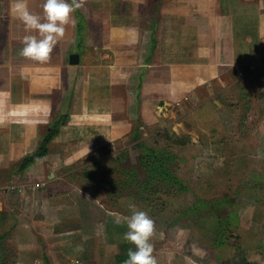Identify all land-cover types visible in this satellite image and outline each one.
Instances as JSON below:
<instances>
[{
	"label": "crops",
	"instance_id": "crops-1",
	"mask_svg": "<svg viewBox=\"0 0 264 264\" xmlns=\"http://www.w3.org/2000/svg\"><path fill=\"white\" fill-rule=\"evenodd\" d=\"M88 1L98 31H90L88 13L79 9L88 41L75 46V12V25L66 26L50 60L40 63L20 55L24 36L35 33L26 32L17 18L16 0H0V167L6 171L0 227L3 241L15 247V264H109L114 244L94 235L98 222L83 210L89 191L63 188L69 172L64 167L96 161L94 152L110 149L134 129L136 110L145 136L169 126L176 133L185 131L174 118L177 112L182 117L215 98L220 92L214 85L223 88L231 75L242 79L249 70L264 69V0L163 1L150 60L144 56L148 39L141 20L149 0ZM26 2L32 13L43 16L44 0ZM91 38L95 41L89 44ZM73 52L79 55L75 65L68 63ZM132 71L138 72L137 81ZM60 116L66 121L48 153L17 172L19 160ZM256 131L264 133V120ZM225 148L233 150L232 145ZM251 223L261 226L257 220ZM254 232L261 236L256 230L248 240L259 239ZM41 244L49 246L44 255ZM114 253V264L121 263L123 255ZM260 253L253 252L249 263L264 264Z\"/></svg>",
	"mask_w": 264,
	"mask_h": 264
},
{
	"label": "rangeland",
	"instance_id": "rangeland-1",
	"mask_svg": "<svg viewBox=\"0 0 264 264\" xmlns=\"http://www.w3.org/2000/svg\"><path fill=\"white\" fill-rule=\"evenodd\" d=\"M80 10L87 11L89 29L95 34L99 24L91 14L88 0ZM149 10L148 6L143 10L144 18L141 19L146 29L144 41L151 34L145 21ZM80 15L77 16V22L81 18L82 23L84 14ZM82 26L80 33L83 36L82 43H85L88 41L85 33L87 25L86 28ZM93 41L95 38H91L89 44ZM132 76L137 81L138 72L132 71ZM132 85L129 88L132 89ZM215 88L220 93L197 106L193 112L189 111L182 117L181 111L177 112L174 118L184 123L185 131H177V134L169 126L164 131L145 136L140 129H133L110 149L94 152L91 156L99 158L93 163L64 167L69 172L62 181L63 188L89 191L87 198L91 202L85 199L86 204H81H84L87 218L98 222L94 235L98 234L105 242L114 244L109 252L111 256H108L107 248L103 247L104 256L110 257L109 264L115 263L111 259L114 252H120L124 257L123 243L130 244L123 236L128 231L126 218L131 215L129 205L133 204L155 221L156 236L152 243L158 264H234L237 248L242 250L246 260L255 256L252 254L255 251H261L260 258L264 256V148L261 147L264 146V133L256 131L258 123L264 120V69L249 70L242 79L231 75L223 88L214 85V91ZM122 91L124 93L126 90ZM128 102L130 104L131 101ZM131 113H134V109H131ZM135 135H139V138L136 139ZM226 145H232L233 150L226 149ZM149 146L158 152L166 148L168 161L172 159V164L176 165L174 174L187 187L185 191L155 197L149 192L142 195V191L134 189L138 186L136 181L145 176L138 156ZM160 151V155L164 154L163 150ZM236 154H241L239 156L243 158H233ZM175 156L176 159L173 158ZM116 158H119L118 162ZM123 168H134L135 183H125L127 174L122 171ZM4 171L0 167V186H3ZM160 184L167 183L160 180ZM168 184L165 188L175 186L172 182ZM76 196L83 198L80 194ZM189 201L193 202V209L182 214ZM204 201L209 203L207 208H204ZM253 208L258 212L253 214ZM219 215L223 216L224 221L225 217L229 219L227 223L232 224L229 231L233 236L229 237V233H226L224 246L214 248L213 227ZM117 217L121 219L119 224L114 223ZM255 220L261 222V228L251 223ZM241 226L250 229L244 230ZM256 230L261 236L256 232L252 236L259 239L248 240L250 233ZM3 231V227H0V264H15V247L10 241H3ZM260 240L261 243H252ZM39 247L40 253L44 255L49 246L41 244ZM89 250L85 254L87 260L91 258L94 247ZM43 264H47V261H43Z\"/></svg>",
	"mask_w": 264,
	"mask_h": 264
},
{
	"label": "clouds",
	"instance_id": "clouds-1",
	"mask_svg": "<svg viewBox=\"0 0 264 264\" xmlns=\"http://www.w3.org/2000/svg\"><path fill=\"white\" fill-rule=\"evenodd\" d=\"M86 3L87 0H44L41 16L29 10L26 0H16L13 11L17 18L23 23L26 32L35 33L24 36L20 55L40 63L49 61L50 54L65 35L66 26L70 23L75 25L73 13L83 9ZM129 208L131 215L126 218L128 231L123 239L134 245L135 250H128L123 264H158L152 243L156 236L155 221L134 204L129 205ZM115 222L119 224L120 217Z\"/></svg>",
	"mask_w": 264,
	"mask_h": 264
},
{
	"label": "trees",
	"instance_id": "trees-1",
	"mask_svg": "<svg viewBox=\"0 0 264 264\" xmlns=\"http://www.w3.org/2000/svg\"><path fill=\"white\" fill-rule=\"evenodd\" d=\"M163 1L164 0H150V2L148 1L149 3L147 4L148 9L150 7V10L148 11V17L145 18V21L148 25V27L147 26L146 27L149 30H151V34L147 40V49H146L147 53L144 56L148 58V60H150L151 54L153 53L154 43H156L155 33H156L157 25H158L159 9ZM76 14L78 17H81L80 10H77ZM81 26L82 25H81V18H80V21H78L76 24L77 33H76V38H75V42L77 43L78 48L80 47L83 41L82 39L83 36L80 33ZM65 117L66 116L57 117L55 118V120H53L48 125V127L46 128V130L44 131L42 135L39 145L32 152L24 155L19 160L17 167H16L17 172L24 171L25 169H27L28 166L33 164L38 159L44 157L48 153V144L58 134L59 127L66 121ZM134 123L136 125L134 129L138 130L139 129L138 124L140 123V120L138 119L137 110H136V117H135ZM134 137L137 139L139 138V135H135ZM144 143L147 144L146 142ZM165 149L166 148L160 149L164 151V154L160 155V152H161L160 150L158 152L157 150L149 146L146 148V150H144V152H142L138 156L139 165L144 170L145 176L142 180L136 181L138 186H135L134 189L142 191L143 193L142 195H144V193H147V192H149V194H153L155 197L158 195H162V194L175 195L177 191L182 192L187 189L186 185L182 181H179L177 176L174 174L173 170L176 168V165L174 163L172 164V159L168 161L169 154ZM173 158L176 159V156ZM116 160L118 162L119 158H116ZM118 167H120L119 164H118ZM118 167L115 166V168H118ZM122 171L127 174V180H125V183L126 182H129L131 184L133 182L135 183L134 168H129L128 170L123 168ZM86 175H88V173ZM160 180L167 184H160ZM171 182L175 186L173 187L170 186L168 188H165V186L169 185L168 183H171ZM191 202L192 201H189V203L183 208V210L181 211L182 214H186L187 212L193 209L192 208L193 202L192 203ZM204 202H206L204 203L205 204L204 208H207V205H209V203L207 201H204ZM225 218L226 219L224 221L223 216L222 217H220V215L216 216V223H215L216 226L213 227L214 237L212 238L213 239L212 245L214 246V248L224 246L227 240L226 233H229L228 234L229 237L231 235L233 236V233L229 231V226H232V224H230L231 222L227 223V220L229 219H227V217ZM130 248L135 250V246H132V244L131 245L127 243L122 244V249L124 252V260L119 264H123V262L127 259V252ZM235 254H236V257H235L236 260L234 259V261L236 262L234 264H250L245 259L242 253V250L240 248H237V250L235 251Z\"/></svg>",
	"mask_w": 264,
	"mask_h": 264
},
{
	"label": "water",
	"instance_id": "water-1",
	"mask_svg": "<svg viewBox=\"0 0 264 264\" xmlns=\"http://www.w3.org/2000/svg\"><path fill=\"white\" fill-rule=\"evenodd\" d=\"M78 62H79L78 53L73 52V53H70L68 55V63L69 64L75 65V64H78Z\"/></svg>",
	"mask_w": 264,
	"mask_h": 264
}]
</instances>
